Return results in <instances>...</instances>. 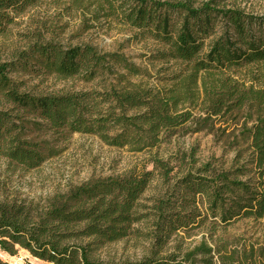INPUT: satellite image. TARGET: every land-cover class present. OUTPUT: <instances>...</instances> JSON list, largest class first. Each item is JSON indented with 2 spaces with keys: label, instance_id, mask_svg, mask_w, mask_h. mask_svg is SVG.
Here are the masks:
<instances>
[{
  "label": "trees",
  "instance_id": "1",
  "mask_svg": "<svg viewBox=\"0 0 264 264\" xmlns=\"http://www.w3.org/2000/svg\"><path fill=\"white\" fill-rule=\"evenodd\" d=\"M31 1L0 0V34L12 14ZM222 1L86 0L87 8H96L93 19L103 12L165 47L160 59L178 64L167 87L144 83L143 70L124 53L88 44L34 42L0 63V158L8 164L32 170L59 155L73 133H81L108 146L145 151L152 166L37 199L3 195L1 250L10 255L23 250L48 264H264V245L234 240H201L162 252L174 232L207 218L225 227L264 217V71L249 84L230 73L264 64V16L220 6ZM35 71L77 77L95 88L33 93L20 91L9 75ZM227 120L239 125L226 144L234 152L228 167L218 159L195 168L191 160L186 167L185 155L164 159L153 153L179 131L211 129L213 122ZM155 173L166 188L149 207L148 251L137 260H97L98 248L130 235L144 217L139 200Z\"/></svg>",
  "mask_w": 264,
  "mask_h": 264
},
{
  "label": "rangeland",
  "instance_id": "2",
  "mask_svg": "<svg viewBox=\"0 0 264 264\" xmlns=\"http://www.w3.org/2000/svg\"><path fill=\"white\" fill-rule=\"evenodd\" d=\"M194 1L198 4L204 0ZM85 5L86 0H32L22 12L12 14L13 19L7 25L6 33L0 34V63L12 60L13 54L25 50L34 42L50 40L65 47L88 44L103 52L124 53L143 70L139 78L148 85L162 88L172 83L170 79L178 64L175 61L160 59L159 52H163L165 48L160 42L137 34L115 18L105 17L103 12L98 11L97 19H93L92 11L96 9L95 6L87 8ZM220 6L264 16V0H223ZM86 26L91 27L86 29ZM263 71L264 64L260 63L232 68L230 73L249 84L254 75ZM9 75L17 82L20 91L33 93L95 88L94 83L83 82L77 77H61L43 71L28 74L12 72ZM132 80L137 81L138 78ZM2 106L0 99V108ZM232 120L215 121L211 129L197 132L179 131L167 138L153 153L164 159L185 155L188 164L186 167H189L191 160L196 161L193 167L195 168L210 159L224 161L228 167L234 152L227 148L226 144L233 142L239 126H234ZM61 146L63 149L59 155L32 170L20 169L0 158V198H3V195H16L19 198L37 199L91 179L119 176L142 164H145L147 169L152 168L151 164L147 163V152L108 146L93 135L73 133ZM171 165L176 168L179 166L173 159ZM165 188L166 185L162 184V179L155 173L139 200L138 209L144 217L133 225L130 235L98 248L94 252L97 260H137L148 251L151 244L150 233L147 236L145 234L152 231L153 223L149 207L153 197ZM201 240H206L209 244H213L214 240H234L246 245H264V217L258 220L240 219L225 227L215 225L211 218H207L194 228L174 232L162 252L172 251L175 246L183 249L192 247ZM0 261L4 264H37V261L27 256L23 250L10 255L0 249Z\"/></svg>",
  "mask_w": 264,
  "mask_h": 264
},
{
  "label": "bare ground",
  "instance_id": "3",
  "mask_svg": "<svg viewBox=\"0 0 264 264\" xmlns=\"http://www.w3.org/2000/svg\"><path fill=\"white\" fill-rule=\"evenodd\" d=\"M26 255L29 256V257H31V256L28 255L27 253H26ZM31 258H33L34 260H36V261H37V264H48V263L42 262V261H40V260H38V259H36V258H34V257H31Z\"/></svg>",
  "mask_w": 264,
  "mask_h": 264
}]
</instances>
